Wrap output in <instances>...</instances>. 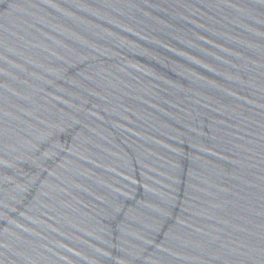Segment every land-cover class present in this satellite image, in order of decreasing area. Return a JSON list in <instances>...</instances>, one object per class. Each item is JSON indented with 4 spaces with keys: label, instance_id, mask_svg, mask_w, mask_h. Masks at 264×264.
<instances>
[{
    "label": "water",
    "instance_id": "obj_1",
    "mask_svg": "<svg viewBox=\"0 0 264 264\" xmlns=\"http://www.w3.org/2000/svg\"><path fill=\"white\" fill-rule=\"evenodd\" d=\"M0 264H264V0H0Z\"/></svg>",
    "mask_w": 264,
    "mask_h": 264
}]
</instances>
